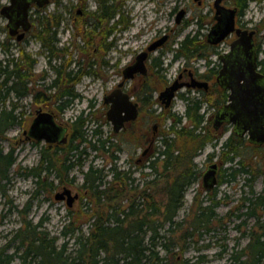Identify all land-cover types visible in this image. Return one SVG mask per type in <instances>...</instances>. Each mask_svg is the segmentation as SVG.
Here are the masks:
<instances>
[{
	"label": "rangeland",
	"instance_id": "1",
	"mask_svg": "<svg viewBox=\"0 0 264 264\" xmlns=\"http://www.w3.org/2000/svg\"><path fill=\"white\" fill-rule=\"evenodd\" d=\"M98 2L99 0H50V3L43 8H32L29 16L33 29L27 33L21 42H17L8 36L5 27L7 20L0 15V61L14 59V62H17V59L21 60L23 54H27L35 60L33 68L31 70L26 69L29 74L27 88L31 93L21 97L10 93L5 100L0 98V109L3 108L4 103V108L7 110L15 108L14 113L19 121V123L7 128L0 141L4 153L12 151L15 158V164L7 172L8 180L1 182V184H5L4 192L0 191V251L7 246L5 255L12 254L17 243L12 242L11 239L17 230L27 222L35 225L42 221L40 230L46 233L47 238L56 237L55 245L59 246L62 243L60 232L68 223V217H71V214L75 217L77 212L82 211L87 215L81 213L83 219L78 220L81 224L79 227H81L79 233L76 232V234H87L92 221L88 220V216L93 213V209L91 210L92 204H88L86 192L81 187L84 173L89 166L95 169L102 168L104 169L102 172L105 175L104 180H110L107 176V170L111 163V152L109 154L103 151L95 152L87 147L79 158L75 156L65 163V165L72 167L68 173L62 170L61 176L64 184L59 185V181L54 179V174H57L54 169L48 178L41 174V178H43L38 187L31 169L38 166L42 157L40 150L48 145L43 141L28 142L23 136L37 110L52 111L56 123L69 129L68 138L72 134L75 135L76 140L73 144L80 142V132L82 131H84V138L87 139V142L93 143L96 139L93 132L98 130L101 140L109 139L116 145V148L112 147L113 154L117 157V160L114 161L116 167L121 171L132 170L133 168L131 169L129 166L127 153L134 150L135 141L129 139L127 133L113 135L112 126L106 120L108 107H103L104 95L122 78L121 70L154 37L170 36V41L162 52H154L150 55L151 58L147 63L148 84L151 88L149 93L152 94L153 98L152 101L144 102L149 104H144L140 115L141 120L136 122L134 128L131 129L132 133L133 129L138 130L137 127V129L135 128L137 123L140 125L143 123L146 128H151L150 126L154 124V114H160L158 120L159 133L160 138L163 139L169 132L170 125L174 120L173 118L168 119V116L170 114L182 116L185 111V101L181 96L186 94V91H181L182 93L175 99L172 109L167 113L163 109L161 110L159 103L155 102L156 94L164 90L181 69H197L198 72H203L205 69L204 60H193L190 59L191 57L188 59L182 56L173 59V51L177 50L179 43L188 36L196 37L193 44L197 46L198 54L205 52V35L212 25L214 0H201L199 5L195 0H118V3L121 4L119 14L121 24L115 27L114 21L104 22L102 28H98L93 35L86 33L88 30L85 29L86 26H83V23L90 22L89 16L97 10ZM234 3L235 0L224 1V5L228 7L235 6ZM7 4H9V0H0V9ZM246 6L241 17H239V22L246 23L248 27L257 30V41L262 49L261 59H264V0H250ZM180 10H184L185 15L180 24L177 25L176 16ZM79 11L80 15H78ZM43 16H50L49 19L51 20H53V16L61 18L56 35L57 43H54L55 48L60 50L58 54L56 53L58 57L51 59L50 64L47 60L48 51L43 48L42 42L34 37V33L36 34L38 27H40V21H42L39 18ZM93 21L94 19H91V22ZM109 30L110 33L105 35ZM227 47V44H220L216 48V53L210 58L212 62H216L217 55ZM64 48L67 50L65 54L63 53ZM69 61H71L70 65H68ZM153 62L155 64L161 63L162 70L156 73L157 69H151ZM50 65H61L58 68L61 69L62 76L57 81L56 87H52L45 93V88L55 78L58 80V75L56 77V73ZM24 67L26 66L24 65ZM78 70L89 73H77ZM67 71L73 73V79L68 81V85L72 86V92L75 95V97L70 98L67 107L58 110L56 108L57 103L43 104L32 101V93L42 92L46 96L50 92L53 94L55 90L68 88L64 85L67 81ZM130 83L126 85L127 88H129ZM134 91H137V88ZM3 94L2 91V97ZM187 94L185 97L189 96L203 101L205 99L201 93L196 91ZM213 99L214 95L206 98L210 104L213 103ZM210 112V107L208 108L206 103L202 104L199 114H203L206 118ZM80 114L86 120L81 129L72 125V122ZM204 121V130L200 132L202 134L206 132V135L217 138V141L213 140L215 145L206 144L203 149L197 151L192 159L195 166V179L185 189L182 206L174 218L176 223L182 225L180 228L174 229L175 231L171 233L170 238L174 253L178 254L177 256L182 260H188L189 264H232V254L247 247L251 231L260 232L255 226L256 219L246 215L249 208V202L246 199L252 201L259 199L260 203L255 208V213L260 216L258 222L264 226V206L262 205L264 202V147L258 148L252 168L245 166V169L246 167L249 168L250 175L236 172L233 177H228L233 171L222 173V170L231 164L221 162L220 159L223 155H221L220 147L221 143L228 138L229 131L223 129L219 134L209 133L211 124L206 125V120ZM75 129L77 131H74ZM160 148L161 142L158 144L155 142L152 156H155L156 149L159 150ZM48 153L52 154L50 151ZM212 153L215 154L216 159H209V154ZM213 159L217 160L219 164L221 162L218 185L214 191L205 192L201 185V175L205 170V165ZM55 160H60V163H63L64 156L58 154ZM147 161L145 165H147ZM145 165L134 169L135 171L131 175L135 180L134 185L141 186L148 179H144L140 175L147 172ZM232 166L233 169L238 170L235 163ZM161 172L160 169L159 174ZM158 181V186L153 185L150 189L152 194L154 191L157 194L156 200L162 198L160 192L164 177L160 175ZM49 183H52L51 187L48 186ZM63 188H69L73 194H79V199H76L71 207H68L65 201L54 199L55 194L61 192ZM210 205L215 215L214 221L209 225L210 231L205 232V229H198L193 233V236H189L185 242H182V234L188 225L191 227L198 206ZM92 208L94 207L92 206ZM69 210L72 213H69ZM168 228V224H165L161 232ZM168 234L165 232L166 236ZM71 243L72 240H69L70 251L73 249ZM160 254L163 256L165 253L160 251ZM245 257L246 255H242L241 258L245 260ZM9 264H20V259L16 256Z\"/></svg>",
	"mask_w": 264,
	"mask_h": 264
},
{
	"label": "trees",
	"instance_id": "2",
	"mask_svg": "<svg viewBox=\"0 0 264 264\" xmlns=\"http://www.w3.org/2000/svg\"><path fill=\"white\" fill-rule=\"evenodd\" d=\"M248 1L250 0H235L234 5L242 11L246 8ZM120 8L121 4L118 3V0H99L97 10L89 16L90 22L83 23V26H86L85 29L88 30L86 33L94 35L98 28H102L104 22L114 21L115 27L121 24ZM49 18L50 16L39 18L44 23L40 21V27H38L37 33H34V37L40 40L43 48L48 51L47 60L50 64L51 59L58 57L57 54L60 50L55 48L54 43H57L56 35L61 18L55 16H53V20ZM91 19H94V21L91 22ZM109 33L110 30L105 35ZM195 40L196 37L187 36L181 41L177 50L173 51V59L181 56L189 59V57L196 55L198 53L197 46L193 44ZM204 49L205 52L210 51L207 47H204ZM66 52L67 50L64 48L63 53ZM22 56L21 60L17 59V62H14V59L0 61V98L4 100L10 93L19 97L31 93L27 88L29 74L26 69L31 70L35 61L27 54ZM207 56L208 54H201L198 57L204 58ZM70 64L71 61L68 62V65ZM152 64L151 69H157L156 73L162 70L161 63L155 64L153 62ZM59 66H51L56 73V77L58 75V80L55 78L45 88V93L52 87H56L57 81L60 80L62 74L61 69L58 68ZM89 66L91 67L90 64ZM262 69L264 71V61L262 62ZM81 72L83 71L78 70L77 73ZM83 73L89 72L85 71ZM72 74V71L66 73L67 81L64 85L68 88L55 90L53 94L50 92L46 96L42 92L32 93V101L43 104L48 102L57 103L56 108L58 110L67 107L70 98L75 97L74 93L71 92L72 86L68 85V81L70 82L73 79ZM2 91L4 93L3 97L1 96ZM143 96L147 99L151 97V95H146V92L143 93ZM181 97L185 101L184 114L182 116L174 114L168 116V119L173 118L174 120L170 125L169 132L161 140V148L156 150L155 156H152V159L145 166L147 172H144L141 176L148 179L141 186L134 185L135 180L131 177L132 172L129 169L121 171L116 167L114 161L117 160V157L113 154L112 149L115 144L110 142L109 139L101 140L98 130L93 132V136L96 137L93 143L91 141L87 142V139L84 138V131H82L80 132V142L77 144H73L76 138L72 134L65 145L44 146L40 150L42 157L38 166L31 169L38 187L43 178H41V174L48 178L54 169L57 173L54 174V179L59 181V185L64 184L61 176L62 170L68 173L72 167L71 165H65V163L75 156L79 158L87 147L95 152L103 151L107 154L111 152V163L107 170V176L110 180H104L105 175L102 173L104 171L102 168L95 169L89 166L84 173L81 187L86 192L88 204H92L94 207L91 206L93 213L88 216V220L92 221L87 234H76L80 230V221L78 220L83 219V214L87 215L82 211L77 212L75 217L72 214L71 217H68V223L64 225L60 232L62 243L59 246L55 245L56 237L47 238L46 233L40 230L42 221L35 225L28 222L24 223L11 239L12 242L17 243L12 254H4L7 246L1 249L0 264H9L16 256L20 259V264H168L164 262L166 260H170L172 262L170 264H180L177 259L181 258L174 253L170 237L171 233H174L182 224L176 223L174 218L178 209L182 206L185 189L195 179V166L192 159L198 150L203 149L206 144L212 143L215 139L200 132L203 130L202 124L204 121L203 115L199 114L201 100L189 96L185 97V95ZM62 98H64V101ZM4 107L5 103L3 108L0 109V141L7 128L19 123L14 113L15 108L7 110ZM85 121V118L80 114L72 122V125L81 129ZM198 128H200L199 131ZM54 147L55 150H53ZM220 150L221 155H223L220 159L221 162L231 164V166L224 168L222 173L232 170L233 172L228 177H233L236 172L250 175L249 168H252L256 160L258 149L246 147L243 140L231 136L222 143ZM49 151L52 154H49ZM58 154L64 156L63 163H60V160H55ZM209 156L213 158L215 154ZM233 163L238 166V170L233 169ZM14 164L15 158L12 151L4 153L0 145V187L3 188H0V191L2 192H4L5 184H1V182L8 180L7 172ZM245 166L249 168L246 167L245 169ZM160 169L162 172L159 174ZM160 175L164 177L160 192L162 198L156 200L155 196L157 194H155V191L152 194L150 189L153 185L158 186ZM48 186L51 187L52 183H49ZM246 201L249 202L246 215L256 219L255 226L260 234L251 231L247 247L232 254V264H237L236 262L242 255H246V259L238 264H259L260 259L264 257V226L258 222L260 216L255 213V208L258 207L260 202L259 199L253 201L246 199ZM262 205L264 206V202H262ZM68 212L72 213L70 210ZM194 216L191 227L188 225V228L182 234V242H185L189 236H193V233L198 229H205V232H209L211 229L209 225L215 219L211 205L198 206ZM165 224H168L169 228L161 232ZM165 232L169 234L166 236ZM69 240H72L70 244L73 247L72 251L68 247ZM160 251L165 254L161 256Z\"/></svg>",
	"mask_w": 264,
	"mask_h": 264
},
{
	"label": "flooded vegetation",
	"instance_id": "3",
	"mask_svg": "<svg viewBox=\"0 0 264 264\" xmlns=\"http://www.w3.org/2000/svg\"><path fill=\"white\" fill-rule=\"evenodd\" d=\"M200 1H196L198 3V5L200 4ZM223 5H224V2H223ZM33 6H35V5H33ZM225 7H228V6H225ZM33 8H35V7H33ZM229 8H235L236 9L235 25H234V27L236 29H240L242 31L246 30L247 32L254 31V34L252 36V48H251V50L247 54H244L242 52L241 47L237 43L238 36L236 35L235 31L232 32L230 35H228L225 39H223L221 42H219L216 45H212L207 41V35L210 32L211 28L216 23V20H214L215 9L213 6L212 25L209 28V30L207 31V34L205 35V43L206 44L204 45V47H207L210 51L209 52L207 51L208 53L203 52V54H208V56L204 57V58H199L198 56L201 55L202 53L201 54L197 53L198 55L196 54L193 57L191 56V58H190L193 60H204L205 65H206L204 71L198 72L197 69H195V70L187 69V68L181 69L177 73V76L174 78V80L166 86V87H168L169 85H171L176 80L179 83L184 84V86L179 91H177L175 93V96L170 101V104L167 107H165L162 100L159 99V93L161 91H159L156 94L155 102L157 104L159 103L161 110L163 109V111L167 113L168 111H170L172 109V107L174 105V101L178 97V95L180 93H182L181 91H186V94H184V95H188L187 93L191 92V91H196L199 94L201 93V96L203 95L205 97L204 101L201 99H198V100H201V106H202V104L206 103L207 107L208 108L210 107V109H211V112L208 113V116L206 118L203 114H201V115H203L204 120H206V125L209 123L211 124V129L209 130V133L211 132L214 134H219L223 129H225L226 131H229V136L226 140H228L231 136H234L236 138L243 140L244 144L246 146H248L249 148L258 149V148L264 147V145H256V144L251 143L249 141L248 130L244 131L241 134H238L235 130L236 125L233 122L228 121V119L224 118V119H221V121H218V122L215 121L217 115H221V116L226 115L228 117H233L234 113H241L245 117H251L253 113L249 110V108H247V107L244 108V106L241 104V102H240L242 99L241 96L242 95L243 96L248 95V97L250 98L253 95V93H255L254 90L258 86L261 87L262 93L264 92V81H260L257 78H255V75H263L264 76V71L262 69V62L264 61V59H261L262 49H261L260 43L257 41V30L248 27L246 23L239 22V17H241L243 11L246 8L243 9L242 11H240V9L237 6H233V7H229ZM32 29H33V26L31 23V27H30L28 32H30ZM21 32H22V30L20 28V29H18L17 34L11 38L16 40L17 36ZM27 33L25 34L24 38L21 41H23L25 39ZM166 37H167V39L162 46L158 47L154 51L148 52L147 60L145 62L146 68H147L145 75H142L140 73H135L129 79L124 78V70L128 66L135 63L136 56L138 55V53H137V54H135L133 60H131L121 70V75H122L121 80L115 86H113V88L111 90H109V92L107 94H105L103 97V107L109 108V104L104 103V98L106 96H109L112 92L117 91V89H120V91H122L121 95L126 94L128 96V99L132 103L137 104V117L132 121L126 122L124 124V127L119 132L114 133L112 130L113 135L127 133V137L129 139H133L135 141V143L133 144L134 150L132 152L128 151V153H127L128 157H129V161H128L129 166L131 167V169L133 168L132 170L129 169L132 173H134V171H135L134 169H136L138 166H141V165L144 166L146 164L147 160H148L147 162L149 163V160L152 159L151 157L153 155L155 142L158 144L162 140V138H160L159 122H158L160 114H158V115L154 114L155 115V117L153 116V118H154L153 123L154 124L152 126H150L151 128H146L143 123H141L142 125L137 123L135 125V128L137 127L138 130L133 129V133H132L131 129H132V127L134 128V124L136 122L141 120L140 115H141V112L144 108L143 107L145 104L144 102L147 100L152 101L153 96H152V94L149 93L151 88H150V85L148 84V64L147 63L149 61V58H151L150 57L151 54H153L154 52H162L164 50V48H166L167 44L170 41V36H166ZM158 39H160V38L154 37L142 50H140V52L146 51L148 46L151 43L157 41ZM21 41H17V42H21ZM222 43L227 44L228 47L226 49H224L223 51H221L217 55L216 62H212V60L210 58L212 57L213 54L216 53V48ZM192 78L196 79L198 81L207 82V84H208L207 88L206 89H192V88L187 87L186 84L191 83ZM129 82H131V83L129 85V88H127L126 85H128ZM120 84L122 85L121 87H119ZM135 88H137V91H134ZM212 91H214V92H212ZM144 92H146V95H151L150 99L149 98L147 99L145 96H143ZM212 95H214V99H213V103L210 104V102L209 103L207 102L206 98L207 97L210 98ZM147 104H149V103H146L145 105H147ZM237 121L239 122L240 120H237ZM204 123H205V121H203V124ZM203 124H202V126H203ZM151 129H152V131H151ZM202 129L204 130V127H202ZM197 130L199 131L200 128H198ZM205 134H206V132H205ZM23 136L26 139V136L24 134H23ZM214 140L217 141V138H215ZM27 141L33 142V140H27ZM34 142H36V141H34ZM213 142L208 143V144L215 145V144H213ZM53 145H56V144H53ZM221 145H222V143H221ZM113 147H116V145H114ZM150 154H151V156H149ZM213 158H215V157H213ZM209 159H211L210 156H209ZM213 164L216 166L215 167L216 184L209 190H205L203 188L205 190V192L214 191L218 185V176H219L221 162L219 164V162L217 160H214V159L211 162H209L207 165H205V170L201 175V185L203 187V182H202L203 174L208 170L209 166H211ZM71 193H72V190H71ZM74 194H78V193H74ZM77 199H79V194H78ZM177 261L180 264H189L188 260L177 259ZM241 261H243L242 258H240L236 263L238 264ZM164 262H166L168 264L172 263L170 260H166ZM259 264H264V257L260 259Z\"/></svg>",
	"mask_w": 264,
	"mask_h": 264
},
{
	"label": "water",
	"instance_id": "4",
	"mask_svg": "<svg viewBox=\"0 0 264 264\" xmlns=\"http://www.w3.org/2000/svg\"><path fill=\"white\" fill-rule=\"evenodd\" d=\"M224 1L226 0H214L213 2L215 9L214 20H216V23L208 33L207 41L212 45H216L235 31L238 36L237 43L241 47L242 52L247 54L252 48L254 31L247 32L246 30L236 29L234 27L236 9L225 7L223 5ZM49 2L50 0H9V4L2 6L0 9V15L7 20L6 28L8 30V36L13 37L17 34L18 29L21 28L22 32L16 38L17 41H21L31 27L29 20L30 9L33 7L43 8ZM184 15V10H180L177 13V25L180 24ZM166 39L167 37L163 36L151 43L146 51L138 53L135 63L124 70V78L129 79L135 73L145 75L147 71L145 62L148 52L154 51L162 46ZM255 78L264 81L263 75H255ZM121 86L120 84L119 87ZM183 86V83H179L176 80L159 93V99L162 100L165 107L170 104L175 93ZM186 86L192 89H206L208 84L207 82L192 78L191 83L186 84ZM121 92L120 89H117V91L112 92L104 98V103L109 104L106 112V120L111 124L114 133L119 132L126 122L132 121L137 117V104L132 103L126 94L121 95ZM254 92L250 98L248 95H242L240 101L244 108H249L253 113L251 117H245L241 113H234L233 117L217 115L215 121L218 122L224 118L228 119V121L236 125L235 130L238 134L248 130L249 141L251 143L264 145V92L262 93L260 86ZM237 120L240 121L238 122ZM23 134L26 136V140L43 141L47 145H65L68 141L67 129L56 123L52 111L44 109H39L35 112V117L31 121L28 130ZM215 167L214 164L209 166L208 170L202 176L203 188L205 190L211 189L216 184ZM77 198L78 194H72L69 188H63L61 192H57L54 196L56 201H65L68 207H71Z\"/></svg>",
	"mask_w": 264,
	"mask_h": 264
},
{
	"label": "bare ground",
	"instance_id": "5",
	"mask_svg": "<svg viewBox=\"0 0 264 264\" xmlns=\"http://www.w3.org/2000/svg\"><path fill=\"white\" fill-rule=\"evenodd\" d=\"M25 57H26V55H25ZM35 61V60H34ZM72 92V91H71ZM62 95V94H61ZM64 95V94H63ZM64 101V100H63Z\"/></svg>",
	"mask_w": 264,
	"mask_h": 264
}]
</instances>
